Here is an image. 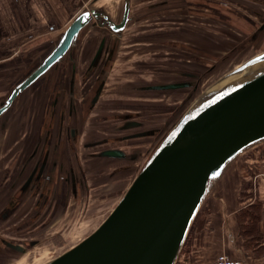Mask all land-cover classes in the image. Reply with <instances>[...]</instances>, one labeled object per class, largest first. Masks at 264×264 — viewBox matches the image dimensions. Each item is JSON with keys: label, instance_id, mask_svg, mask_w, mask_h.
<instances>
[{"label": "rangeland", "instance_id": "rangeland-1", "mask_svg": "<svg viewBox=\"0 0 264 264\" xmlns=\"http://www.w3.org/2000/svg\"><path fill=\"white\" fill-rule=\"evenodd\" d=\"M91 7L114 11L118 20L123 0H87L77 10ZM130 15L132 18L120 37L106 33L105 27L86 25L61 61L24 90L0 116V165L6 163L0 191L6 189L0 195L6 197L5 201L15 192L10 183L19 177L18 187L33 162L48 151V163L36 191L25 193L28 206L11 216L14 219L0 220V264H45L89 235L118 203L151 151L192 101L221 75L264 49V29L256 39L246 42L264 21V0H131ZM103 34H107V41L102 57L86 74L88 61ZM57 35L45 47H24L12 58L0 60V104L51 51ZM112 48L114 52L109 58ZM71 54L79 69L84 70L76 74L73 89ZM82 58H86L84 64ZM55 77V104L48 106V112L42 107L38 114V101H28L24 120L35 125L22 131L15 129V122L22 120L27 97L30 100L37 89L41 90L47 80ZM101 79H105L103 93L92 105L91 98ZM188 79L189 87L141 88ZM132 118L140 121L141 126L124 128L123 124ZM75 127L73 138L71 128ZM139 130L147 133L132 135ZM107 148L139 154L123 159L100 156ZM30 154L33 158L27 170L18 176L21 161ZM6 158L14 160L12 171L7 169L11 162H5ZM52 163L55 181L47 182ZM73 172L77 175L76 181L72 179L75 183L62 186L66 174ZM52 196L54 203L50 206ZM35 200H41L42 206L38 207ZM207 217L209 233L219 223L218 217L224 227H228V222L230 227L234 221L232 231L245 254L264 264V141L241 153L213 187L180 258ZM223 233L226 236L228 231L224 228ZM5 240L22 242L28 251L10 252Z\"/></svg>", "mask_w": 264, "mask_h": 264}, {"label": "water", "instance_id": "water-1", "mask_svg": "<svg viewBox=\"0 0 264 264\" xmlns=\"http://www.w3.org/2000/svg\"><path fill=\"white\" fill-rule=\"evenodd\" d=\"M130 12L131 0H123L119 21L112 19L103 7L79 12L51 51L11 89L0 104V116L22 91L61 61L86 25L107 26L120 37L132 18ZM263 29L264 21L246 42L256 39ZM106 41L103 35L86 74L100 61ZM113 52L114 48L109 58ZM70 57L73 89L77 61L72 54ZM104 85L105 79L96 85L92 105L96 104ZM189 86L188 79L150 84L146 88L167 90ZM71 103L72 110L74 100ZM263 141L264 49L202 91L151 151L130 187L99 226L45 264H176L208 194L241 153ZM99 155L118 159L137 156H128L122 148H107ZM9 245L20 249L19 244Z\"/></svg>", "mask_w": 264, "mask_h": 264}, {"label": "crops", "instance_id": "crops-1", "mask_svg": "<svg viewBox=\"0 0 264 264\" xmlns=\"http://www.w3.org/2000/svg\"><path fill=\"white\" fill-rule=\"evenodd\" d=\"M86 1L87 0H0V60L12 58L14 55L18 54L19 51L24 47H45V44H50L57 34L58 41L60 34L63 32V30L68 26V24L73 20V18L79 12L82 11H78L77 9L81 8V6L86 3ZM106 12L110 15L112 19L117 20V14L114 15V11H109L108 9H106ZM118 15L119 18L117 21L120 20L122 12ZM105 28L107 29L106 33L111 32L110 30H108L107 27ZM103 35H106L107 37V34ZM57 41L53 44V46L57 43ZM53 46H51L50 48H53ZM82 54L83 51L82 53L80 52L79 56L82 57ZM85 59L86 58L81 59L83 62L82 64L85 63ZM90 60L88 61L89 63ZM82 70L83 68L79 69L77 63V73L79 74ZM55 81H57V77H55L54 79H50L49 81L47 80L41 90L37 89L36 93L33 94L30 100H28L27 97L21 111V114L23 112L22 120L19 118V121L15 122V129H20V131H22L30 129L33 125H35V123H26L24 120L25 110H27L28 101H31L32 99L38 101L35 108L36 113L41 114V109L42 107L44 108V106V110L48 112V106L52 104V98L57 90L56 86L58 84ZM138 88L140 87L138 86ZM103 90L104 87L102 89V93ZM49 93L50 96L47 97ZM98 101L99 100H97V102ZM38 117H36V119H38ZM130 120H135L136 124H127L128 122H130ZM130 120L123 124V127L125 126L124 128H126L127 126H141V122L136 120L135 118H132ZM17 123L19 125H16ZM139 132L145 133L147 131L139 130ZM135 133H138V131ZM10 138H13V136H10ZM30 155H26L25 158ZM13 161L14 160L9 158L5 159V162H11L10 166L7 165V169H9L10 167L11 171L13 169ZM4 166L6 167V163L0 165V182H2V179L5 175L6 169L4 170ZM6 180H8V178ZM3 190L4 189H2L0 192H2ZM120 198L121 196L118 198V200ZM4 199H6V197L3 194L0 195V203H3L5 201ZM233 211L231 212L233 213ZM217 219L219 223H215L212 230L213 233H209L208 224L210 219L209 217L205 218L203 225L200 226L192 235V238L190 239V247L186 249L185 252L182 254V258H180L179 256L178 262L180 263L178 264H213L217 254L222 251L228 253L234 258L242 257L248 262V264H260L259 262H257V260L252 259L250 254H245V251L242 249L241 242H239L237 235H235L236 233L232 231V224L234 223V221L232 224L230 223V227L229 222L227 224L228 227H224V222L220 220V217H218ZM232 220H234V218ZM212 222H214L213 218ZM224 228L228 231L226 236H224L223 233Z\"/></svg>", "mask_w": 264, "mask_h": 264}, {"label": "flooded vegetation", "instance_id": "flooded-vegetation-1", "mask_svg": "<svg viewBox=\"0 0 264 264\" xmlns=\"http://www.w3.org/2000/svg\"><path fill=\"white\" fill-rule=\"evenodd\" d=\"M141 88H143V89H151V88H146V85H142ZM57 92H58V90H56V92H55V94H54V96L52 98L53 99L52 100V104H55V102H56V99H57L56 94H57ZM71 111L74 112L73 109ZM132 123H133L132 120H130V122H128L127 124H132ZM145 133H147V132H145ZM71 134H72L73 138H75V136H76V127L75 128H71ZM105 137H106L107 140L110 139V137H107V136H105ZM36 150L37 149H35V151ZM125 152H126V150H125ZM126 154L128 156H130V155H132V152L131 153H127L126 152ZM132 156H134V155H132ZM32 158L33 157L30 155L27 158H25L23 161H21L20 166H19L18 176H20L24 170H27L28 163L31 161ZM36 160H35L36 162L35 161L33 162V164L34 163L35 164L34 165L32 164L33 166H31V169H29L30 171L24 177V179L21 181V183L18 185V187H16V183H17L19 177L15 178L10 183L9 187L11 189H14L15 192L13 194H11L9 200L5 201L4 204L0 203V220L7 221L8 219H14V217H11V216L15 215L20 208L28 206L29 201L26 200L25 193L28 192V193L32 194L33 192L36 191L38 179L43 175V172L45 171L47 163H48V151H46L44 157H41V155H40L39 158L36 159ZM54 162H56V161H54ZM51 166H52V168H49V174H48V176H49L48 178L49 179H48L47 182L55 181V180H53L54 179V169H53V167L55 166V164H53ZM74 173L75 172H73V175H72V173H67L66 176L64 177L63 183L61 182V185L62 186H67L68 182H72L71 185H73V183H75V182H73L72 179L74 181H76V178H77V175H75ZM3 189H6V187H4ZM35 201H36L37 204H39L38 207L42 206V201L41 200H35ZM53 203H54V197L52 196V201L50 202L49 205L51 206ZM40 211L41 210L36 211V212H40ZM23 214H26V211H24ZM41 217H42V214H41V216L39 218H41ZM25 227H26V225L23 228H25ZM5 243L8 245L9 248H11L10 252L22 253V252L28 251L27 247L24 244H22V242H17V241L13 242V241L5 240ZM9 243H14L16 245L19 244L20 245V249L10 246ZM21 247H22V249H21ZM13 254H15V253H13Z\"/></svg>", "mask_w": 264, "mask_h": 264}, {"label": "built area", "instance_id": "built-area-1", "mask_svg": "<svg viewBox=\"0 0 264 264\" xmlns=\"http://www.w3.org/2000/svg\"><path fill=\"white\" fill-rule=\"evenodd\" d=\"M213 264H248V262L242 257L234 258L228 253L222 251L217 254Z\"/></svg>", "mask_w": 264, "mask_h": 264}, {"label": "bare ground", "instance_id": "bare-ground-1", "mask_svg": "<svg viewBox=\"0 0 264 264\" xmlns=\"http://www.w3.org/2000/svg\"><path fill=\"white\" fill-rule=\"evenodd\" d=\"M102 27H103V26H102ZM105 27H107V26H105ZM107 28H108V27H107ZM108 30H109V28H108ZM111 32H112V31H111ZM224 74H225V73H224ZM224 74H223V75H224ZM221 76H222V75H221ZM219 78H220V77H219ZM22 92H23V91H22ZM22 92H21V93H22ZM136 176H137V175H136ZM136 176H135V177H136ZM133 181H134V179L131 181L130 185L132 184ZM130 185H129V187H130ZM129 187H128V188H129ZM128 188H127V189H128ZM127 189L125 190V192L127 191ZM123 194H124V193H123ZM122 196H123V195H122ZM122 196H121V197H122ZM119 200H120V199H119ZM119 200H118V201H119ZM118 201H117V202H118ZM114 206H115V205H114Z\"/></svg>", "mask_w": 264, "mask_h": 264}, {"label": "trees", "instance_id": "trees-1", "mask_svg": "<svg viewBox=\"0 0 264 264\" xmlns=\"http://www.w3.org/2000/svg\"><path fill=\"white\" fill-rule=\"evenodd\" d=\"M146 162V161H145ZM244 213V212H243ZM244 215V214H243ZM242 218V216H240V219ZM197 218L195 219L194 223L196 222ZM193 223V225H194ZM241 223H242V220H241ZM197 230V229H196Z\"/></svg>", "mask_w": 264, "mask_h": 264}]
</instances>
